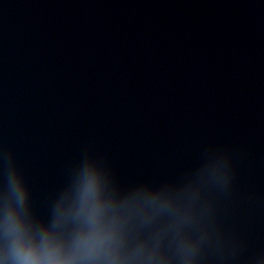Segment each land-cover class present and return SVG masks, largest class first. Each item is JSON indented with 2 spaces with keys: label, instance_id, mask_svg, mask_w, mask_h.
Returning a JSON list of instances; mask_svg holds the SVG:
<instances>
[{
  "label": "clouds",
  "instance_id": "obj_1",
  "mask_svg": "<svg viewBox=\"0 0 264 264\" xmlns=\"http://www.w3.org/2000/svg\"><path fill=\"white\" fill-rule=\"evenodd\" d=\"M235 180L233 155L220 148L174 177L130 184L85 149L43 217L0 145V264H239L243 246L228 227ZM247 264H264V252Z\"/></svg>",
  "mask_w": 264,
  "mask_h": 264
}]
</instances>
